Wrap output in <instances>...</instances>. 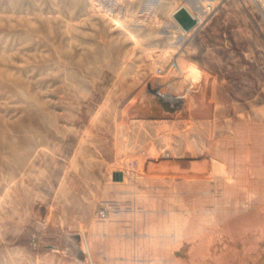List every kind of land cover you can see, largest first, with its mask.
<instances>
[{"label":"rangeland","instance_id":"1","mask_svg":"<svg viewBox=\"0 0 264 264\" xmlns=\"http://www.w3.org/2000/svg\"><path fill=\"white\" fill-rule=\"evenodd\" d=\"M26 130L45 134L44 174L27 191L0 166V264H264V177L240 246L231 159L262 142L264 166V0H0L1 157ZM153 149L191 185L177 215L152 195ZM228 174L224 207L196 181Z\"/></svg>","mask_w":264,"mask_h":264},{"label":"bare ground","instance_id":"2","mask_svg":"<svg viewBox=\"0 0 264 264\" xmlns=\"http://www.w3.org/2000/svg\"><path fill=\"white\" fill-rule=\"evenodd\" d=\"M188 12L190 13L189 10ZM27 130L26 132L24 131V134H22L23 132L14 134L11 140L7 141L6 145H7L9 153L7 157L5 158L3 156L2 157L0 156V166L7 165L10 167V174H11L12 180H15L17 173H21L22 181H23V184L25 185L24 190L29 191V189L27 188L26 182L32 180L33 174L36 171L37 173L39 172L38 178L39 176L42 177V175L44 174V170H41L42 166L38 165V163L36 164V158L37 160L39 159V161L42 162L41 160H42L44 151L46 149L45 147L46 137L42 130H40L39 132L34 131V133L27 132ZM262 145H263L262 142L258 143L257 145L246 144L244 146L243 153L240 151H234L231 155V159H233V161L235 162L241 174V180H242L241 187L243 188V191L247 193L246 199H244L245 196L239 199L237 203V208H236V224H235V229H234V235L236 236L237 243L240 246H246L250 243L255 244V242L253 241L255 238L253 237L256 235V229H258L259 227L258 223L259 225L262 223L261 217L259 214V208H260L259 203L254 201V199L252 198L253 196L252 193L255 192L259 184L263 182V177H264V166L260 163L259 158H258V153L261 151ZM147 153L148 152H146L145 155L141 157L143 158V160L146 161L148 159L147 157L152 155L153 156L152 161L154 160V162H158L159 164V165L158 164L155 165V168L159 172V174L156 172L158 174L157 176L158 181H157V185L152 189V192H153L152 195L155 197V199L158 200V203H163L164 205H167L169 212L177 215L180 209L182 208V206L184 207V204H185L184 196L186 195L188 191L191 190V185L188 179L183 174H180V175L176 174L177 169L175 167L170 166L168 162H166V160L163 158V155H159V153L156 154V151L154 149L152 151H149L148 155ZM137 158H140V157H137ZM143 160H139L142 162L140 164L142 165L141 167L148 166V165L145 166V162H143ZM139 163L137 164L139 165ZM149 163L151 165L154 164L153 162H150V160L148 161V164ZM55 170H56V173H55L56 174L55 178H56L58 177V167L57 166ZM191 174L194 175V172L191 171ZM230 174H235V172L230 171ZM224 177L227 178L229 181L225 182L221 177L218 176V177L208 178L201 182L200 181H196V182L200 183L203 186L204 190H211L215 194H218L222 198L221 205L224 207H229L231 205L232 186L230 183L229 174L224 175ZM216 180L220 182L222 181L223 183H226V184L213 186L212 182ZM49 182H51V180ZM38 183L40 184V186H38V188L40 187L38 191L42 192L41 189L43 190L46 184L41 178L39 179ZM116 188L114 187L113 189H116ZM166 188L167 190L164 191V189ZM144 190H146V188ZM146 191L141 192V194L145 195ZM161 195L163 196V198L160 197ZM153 196L148 194V196H143V197L152 199ZM146 206L148 207L150 205H146ZM262 214L264 215V212ZM257 217H259V219H257ZM212 246L210 247L212 248ZM215 246H216L215 249H217L220 246V244L216 242ZM259 248H261V245H256L255 247L250 248L246 252H243V253H247L248 251H251V253H253L255 249H259ZM199 251L200 250H197L195 254L197 255ZM225 251H227L228 253L231 252L232 246L227 245L225 248ZM184 257L186 256L179 255V253H177L175 254V258L173 259V262H180L182 261V259H184ZM186 260L187 259H185V261Z\"/></svg>","mask_w":264,"mask_h":264},{"label":"water","instance_id":"3","mask_svg":"<svg viewBox=\"0 0 264 264\" xmlns=\"http://www.w3.org/2000/svg\"><path fill=\"white\" fill-rule=\"evenodd\" d=\"M174 17L186 31H190L197 25V20L184 7L179 9Z\"/></svg>","mask_w":264,"mask_h":264}]
</instances>
